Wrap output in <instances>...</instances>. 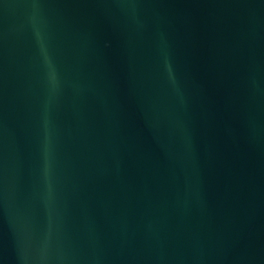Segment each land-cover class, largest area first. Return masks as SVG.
Returning <instances> with one entry per match:
<instances>
[{"label":"water","instance_id":"water-1","mask_svg":"<svg viewBox=\"0 0 264 264\" xmlns=\"http://www.w3.org/2000/svg\"><path fill=\"white\" fill-rule=\"evenodd\" d=\"M0 264H264V0H0Z\"/></svg>","mask_w":264,"mask_h":264}]
</instances>
